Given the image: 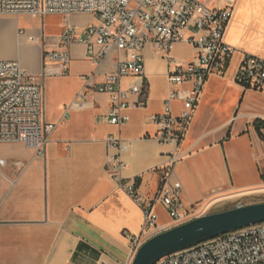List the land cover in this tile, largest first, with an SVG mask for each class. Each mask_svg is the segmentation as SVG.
Masks as SVG:
<instances>
[{"label": "crops", "instance_id": "obj_1", "mask_svg": "<svg viewBox=\"0 0 264 264\" xmlns=\"http://www.w3.org/2000/svg\"><path fill=\"white\" fill-rule=\"evenodd\" d=\"M213 5L233 9L226 44L264 58V0H221ZM21 17L31 16L0 17L9 18L10 29L2 37L7 54L0 60H17L32 75L43 92V121L55 128L40 155L22 144H0V264H130L129 239L141 232L143 215L105 170L108 155L114 154L106 146L108 136L127 144L121 175L136 183L142 202L175 182L181 185V215L208 201L213 202L210 214L232 209L234 205L223 207L245 198L252 201L244 205L264 202V129L257 131L254 126L256 121L264 122V92L234 82L238 58L208 77L180 144L182 158L163 184L166 153L172 147L154 139L158 128L151 117L162 114L170 92L181 88L169 84V66L194 61V48L173 44L171 62L152 45L142 49V76L123 78L121 87L136 84L146 96L143 105L129 98V121L117 127L108 121L106 94L89 92L84 107L70 109L64 116L81 90L82 77L94 71L113 72L116 55L97 67L88 60L84 46L73 45L68 74L50 75L53 67L44 65L43 51L57 49L54 40L64 19L47 37L25 31L18 37L14 21ZM82 17L92 22L82 26ZM68 21L80 29L97 24L89 14L72 15ZM29 37L36 42L30 43ZM170 107L178 117L182 102L174 100ZM154 212L159 225L175 226L160 202Z\"/></svg>", "mask_w": 264, "mask_h": 264}, {"label": "built area", "instance_id": "obj_2", "mask_svg": "<svg viewBox=\"0 0 264 264\" xmlns=\"http://www.w3.org/2000/svg\"><path fill=\"white\" fill-rule=\"evenodd\" d=\"M220 1L0 0V17H63V30L54 40L57 49L43 51L44 65L53 67L50 75L68 74L71 63L69 48L73 45L84 46L88 60L97 67L109 55H116L113 72L101 74L94 71L82 77L81 90L67 107L64 116L70 109L84 107L89 92L106 94L109 98L107 118L111 125L117 127L129 121L127 111L132 105L129 98L133 97L139 105H143L141 101L146 96V90L136 84L126 89L121 87L123 78L142 76V49L152 45L164 51L166 59L171 62L169 50L173 44L187 43L194 48V61L170 63L167 80L172 87L181 88L170 92L162 114L151 117L158 128L154 139L160 145L172 147L166 153L165 184L182 158L180 144L188 131L203 87L212 73L222 72L229 60L238 58L234 82L245 89L264 92V58L238 51L226 44L224 36L233 9L213 5ZM81 14L93 16L97 24L80 29L69 23L70 16ZM23 35L24 30L18 29L17 36ZM28 40L30 43L36 42L34 37ZM174 100L182 102L178 117L171 113L170 105ZM54 128L55 125L43 121V92L40 85L33 82L32 75L21 68L19 61L0 60V144H22L40 155ZM105 143L114 151L107 157L105 170L117 187L140 206L143 215L141 232L129 239L131 260L143 243L169 229L157 223L154 212L156 202L165 207L175 226L210 214L212 201L196 205L186 214L179 213V182L173 183L164 193L161 189L154 199L140 201L136 183L121 175L126 166L121 155L127 151V144L115 136H108ZM240 206L244 204L237 201L234 208ZM156 264H264V223L223 234L164 257Z\"/></svg>", "mask_w": 264, "mask_h": 264}, {"label": "water", "instance_id": "obj_3", "mask_svg": "<svg viewBox=\"0 0 264 264\" xmlns=\"http://www.w3.org/2000/svg\"><path fill=\"white\" fill-rule=\"evenodd\" d=\"M264 223V202L201 216L148 239L130 264H156L171 254L190 249L226 233Z\"/></svg>", "mask_w": 264, "mask_h": 264}, {"label": "rangeland", "instance_id": "obj_4", "mask_svg": "<svg viewBox=\"0 0 264 264\" xmlns=\"http://www.w3.org/2000/svg\"><path fill=\"white\" fill-rule=\"evenodd\" d=\"M61 18L63 19V17L59 15H47L45 17H35V16L21 17L13 21H14V24L19 29H22L25 31V34H27L28 32H40L39 34L42 33L44 37L45 36L47 37L49 36V34H52L57 29L58 25L60 24L62 20ZM0 19H1L0 20V56H3L7 54V51L4 48H2V46H4L1 43L3 40L2 37L7 35L10 29H9V23H8L9 18H0ZM90 22L92 21L90 20L89 17H82L79 24L82 26H85L89 24ZM259 199H263V198H259ZM240 201L244 203V202L252 201V199L245 198V199H241ZM236 203H237L236 201L231 202L230 204H228L227 206L223 208L231 207L235 205ZM211 211H212V208H211Z\"/></svg>", "mask_w": 264, "mask_h": 264}, {"label": "trees", "instance_id": "obj_5", "mask_svg": "<svg viewBox=\"0 0 264 264\" xmlns=\"http://www.w3.org/2000/svg\"><path fill=\"white\" fill-rule=\"evenodd\" d=\"M254 126H255V129L257 131H259L260 129H264V122L256 121L255 124H254Z\"/></svg>", "mask_w": 264, "mask_h": 264}]
</instances>
